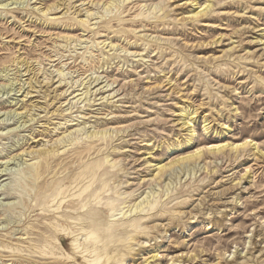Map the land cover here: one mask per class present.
Here are the masks:
<instances>
[{"label": "rangeland", "instance_id": "1", "mask_svg": "<svg viewBox=\"0 0 264 264\" xmlns=\"http://www.w3.org/2000/svg\"><path fill=\"white\" fill-rule=\"evenodd\" d=\"M82 228L102 264H264V0H0V264H87Z\"/></svg>", "mask_w": 264, "mask_h": 264}, {"label": "bare ground", "instance_id": "2", "mask_svg": "<svg viewBox=\"0 0 264 264\" xmlns=\"http://www.w3.org/2000/svg\"><path fill=\"white\" fill-rule=\"evenodd\" d=\"M212 1V0H211ZM200 6V5H199ZM212 6L211 2H209L208 4H206L204 7L201 8L200 11H198L195 15L196 16H201L205 13V11H208V9ZM98 7V6H97ZM110 8L107 7V9L105 10L107 13L110 12ZM104 11V9H103ZM98 13V12H97ZM96 13V14H97ZM92 14V13H91ZM100 14V13H99ZM110 14V13H109ZM95 15V14H94ZM91 16V15H90ZM70 39V38H69ZM68 39V40H69ZM78 40V39H76ZM71 41V40H70ZM74 41V40H73ZM72 41V42H73ZM215 41V40H214ZM236 41V40H235ZM80 42V41H79ZM70 43V42H69ZM76 43V42H75ZM74 43V45H75ZM78 44V43H77ZM71 46V45H69ZM77 46V45H75ZM74 46V47H75ZM71 48V47H70ZM19 65V64H18ZM24 66V65H23ZM20 70V69H19ZM41 72V71H40ZM55 74V73H54ZM73 76V75H72ZM70 77V76H69ZM59 78L60 80L59 81H65L66 80V74L64 73H60L59 74ZM71 78V77H70ZM44 79V78H43ZM49 80V78H47ZM73 80V79H71ZM43 81V80H42ZM67 81V80H66ZM49 82V81H48ZM92 82V81H91ZM61 83V82H60ZM59 83V85H60ZM64 83V82H63ZM69 83L71 84V86H75V84L77 82H72V81H69ZM77 85V84H76ZM70 86V85H69ZM70 86V87H71ZM78 86V85H77ZM76 86V87H77ZM68 91V90H67ZM79 100V99H78ZM81 102V101H80ZM77 103V102H76ZM83 104V103H82ZM74 105V104H73ZM78 105V104H77ZM76 106V105H75ZM74 107V106H73ZM197 110V109H196ZM195 110V111H196ZM187 114V113H186ZM197 114V113H196ZM195 115V114H194ZM194 115L191 114V117L189 118L188 121H186L185 123L183 124H188V126L191 128L189 131H191L192 135H193V127H192V122L194 120ZM185 121V120H184ZM187 126V125H186ZM206 127V126H205ZM86 128V126H85ZM88 128V126H87ZM86 130V129H85ZM92 131V130H91ZM97 132V131H96ZM89 134L84 131L83 129L81 130H78V131H73L71 132L70 134L66 135L65 138L63 139H60V142H64L65 144H68V145H72L74 143H77L79 142L81 139H83L84 137H88ZM64 137V136H63ZM59 141V140H58ZM57 143V142H56ZM55 143V144H56ZM253 141L251 140H245L243 142H239V143H233V144H208L206 145L204 148L209 150L211 153L213 154H216V153H219L221 151H223L224 149L226 148H230L231 150H235V151H238V150H241V149H245L246 147H248L250 144H252ZM59 144V143H58ZM53 145V144H52ZM255 145V144H254ZM46 146V145H45ZM53 147V146H52ZM256 147V146H255ZM45 148V147H44ZM203 148V149H204ZM49 149V148H48ZM203 149L202 148H199L195 153H192V154H188V155H185L169 164H160V165H156L157 168L155 170H157V174L159 173H162L164 172L166 169L168 168H171L172 166L176 165V164H183L185 162H189V161H192V160H196L198 158L201 157L202 155V152H203ZM65 150V149H64ZM63 150V151H64ZM258 150V149H257ZM37 151V150H36ZM41 151V150H40ZM199 162V161H198ZM153 165V164H152ZM181 166V165H180ZM153 170V169H152ZM156 173V172H155ZM156 174V175H157ZM170 175V174H169ZM170 177V176H169ZM169 184V183H167ZM168 186V185H167ZM88 188H86L87 190ZM85 192V191H84ZM83 192V193H84ZM81 193V194H78V198H85L84 197V194ZM82 230L85 232L86 230L84 228H82ZM63 231H66V228H63ZM73 235L72 239H71V252H69L67 250V248L65 247L64 243L63 242H60V246H61V253H60V257L63 258V259H66V260H69V261H79V255H82V257L85 259V262L87 264H102L103 263V258L98 255L99 252L97 251V249H93V240L95 243H98L97 242V235L95 233H93V230H88L86 231V235H85V242L86 244H83L80 242L79 240V237L77 234H74V231H70L68 232L67 234L68 235ZM144 242V241H143ZM147 243V242H146ZM144 244V243H143ZM146 245V244H145ZM138 248V247H137ZM54 254V253H52ZM154 257H156V255H154ZM245 259V258H244ZM246 260V259H245ZM105 261H108V259L106 260L105 258ZM148 262V261H147ZM218 264V263H217Z\"/></svg>", "mask_w": 264, "mask_h": 264}]
</instances>
